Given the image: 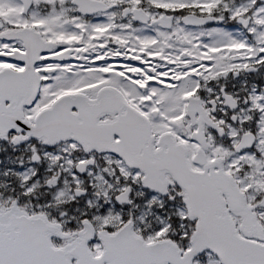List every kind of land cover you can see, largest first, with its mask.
Returning <instances> with one entry per match:
<instances>
[{
	"label": "snow or ice",
	"instance_id": "1",
	"mask_svg": "<svg viewBox=\"0 0 264 264\" xmlns=\"http://www.w3.org/2000/svg\"><path fill=\"white\" fill-rule=\"evenodd\" d=\"M0 264H264V0H0Z\"/></svg>",
	"mask_w": 264,
	"mask_h": 264
}]
</instances>
